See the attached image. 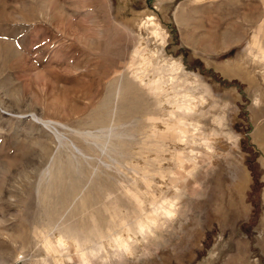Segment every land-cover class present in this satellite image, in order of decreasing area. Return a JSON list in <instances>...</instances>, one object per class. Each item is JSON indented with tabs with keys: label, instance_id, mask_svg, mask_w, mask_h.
I'll return each instance as SVG.
<instances>
[{
	"label": "rangeland",
	"instance_id": "obj_1",
	"mask_svg": "<svg viewBox=\"0 0 264 264\" xmlns=\"http://www.w3.org/2000/svg\"><path fill=\"white\" fill-rule=\"evenodd\" d=\"M81 252L264 264V0H0V264Z\"/></svg>",
	"mask_w": 264,
	"mask_h": 264
},
{
	"label": "bare ground",
	"instance_id": "obj_2",
	"mask_svg": "<svg viewBox=\"0 0 264 264\" xmlns=\"http://www.w3.org/2000/svg\"><path fill=\"white\" fill-rule=\"evenodd\" d=\"M237 10V9H236ZM221 11H223V10H221ZM230 12H232V11H230ZM228 14H229V12H228ZM141 15H143V16H141L140 17V19H142V22H148V19H150L151 21H150V23L154 26V31L155 32H157L158 30H159V28H161V25H160V21H159V18H158V15H157V13L155 12V11H148V12H141ZM149 25V24H148ZM153 29V28H152ZM262 32V31H261ZM254 36H255V34H254ZM253 36V37H254ZM254 41V40H253ZM260 45V44H259ZM262 49V48H261ZM263 52V51H262ZM108 60V59H107ZM98 65V64H97ZM97 67V66H96ZM102 69H104V71H105V68H102ZM222 70L224 71V72H226V73H229V74H231V75H233V74H238V75H240V76H242L243 78H245V79H247L251 84H255L256 83V80H257V77H256V74H255V72L253 71V69H251V67L248 65V63H247V60H245V58L242 56V57H239V59L238 60H236V61H234V62H231V63H226V64H224L223 65V68H222ZM103 71V72H104ZM108 72V71H107ZM101 75H103V74H101ZM106 77V76H105ZM109 77V76H108ZM110 78V77H109ZM130 84V83H129ZM127 86H129V85H127ZM133 87H135V86H133ZM128 88V87H127ZM131 90H133V89H131ZM122 91V90H121ZM136 91V90H135ZM119 92V91H118ZM110 93H112V91L110 92ZM120 93H122V92H120ZM125 93V92H124ZM135 93V92H134ZM127 94V93H126ZM133 94V93H132ZM108 95H109V93H108ZM107 95V96H108ZM118 95V94H117ZM123 95V94H122ZM126 97V96H125ZM107 98H109V97H107ZM124 98V97H123ZM110 101V100H109ZM106 104V103H105ZM123 105V104H122ZM136 105V104H135ZM138 105H140V104H138ZM102 106V105H101ZM184 106V105H183ZM187 107V106H186ZM194 108V107H193ZM102 110V109H101ZM117 110V109H116ZM102 112H103V110H102ZM126 112V111H125ZM99 113V112H98ZM98 115V114H97ZM98 118V117H97ZM101 118V117H100ZM103 118V117H102ZM103 121H105V120H103ZM102 123V122H101ZM46 124V123H45ZM105 140V139H104ZM184 141V140H183ZM76 147V146H75ZM126 156V155H125ZM70 190V189H69ZM65 197V196H64ZM79 208V207H78ZM77 226V225H76ZM124 226H127V225H124ZM123 226V227H124ZM80 227H78L77 229L78 230H82V229H79ZM82 228V227H81ZM93 228V227H92ZM125 228V227H124ZM126 228H128V227H126ZM130 228V227H129ZM128 228V229H129ZM53 229V228H52ZM68 229H69V227H68ZM94 229V228H93ZM95 229H97L96 227H95ZM51 230V229H50ZM73 231L75 230L76 231V229H72ZM98 230V229H97ZM126 230V229H125ZM71 231V230H70ZM83 231H85V229L84 230H82L81 232H83ZM62 232V231H61ZM79 232V231H78ZM131 232H133V229L131 230ZM51 233V232H50ZM58 233H60L59 231H58ZM57 233V234H58ZM62 234V233H61ZM60 234V235H61ZM67 234H69V231L67 230ZM65 235V237H67L68 235ZM79 235H81L80 233H79ZM79 235H76V236H79ZM59 236V235H58ZM63 236V235H62ZM71 237V234L69 235V238ZM85 237V236H84ZM88 237V236H87ZM61 238V237H60ZM71 238H74V235H73V237H71ZM83 238V237H82ZM78 239H80V238H78ZM86 239H88V238H86ZM85 239V240H86ZM65 240H66V238H65ZM76 240V239H75ZM93 240V239H92ZM60 241V240H59ZM91 241V240H90ZM111 241L114 243L115 242V240L113 239H111ZM64 242V241H63ZM66 242H67V240H66ZM84 242V241H83ZM76 243V242H75ZM112 243V244H113ZM79 244V243H78ZM89 243H88V241H87V246H91L90 248H92V250L93 249H95L96 250V247L92 244V245H88ZM110 244H111V242H110ZM116 247V246H115ZM97 251V250H96ZM117 251V250H116ZM120 251V250H119ZM118 251V252H119ZM92 252V251H91ZM95 254V253H94ZM218 254V253H217ZM80 256H81V258H82V261H83V263H87L88 262V257H86V255H85V253L84 252H81L80 253ZM68 259H70V256L69 257H67ZM72 261V260H71Z\"/></svg>",
	"mask_w": 264,
	"mask_h": 264
}]
</instances>
